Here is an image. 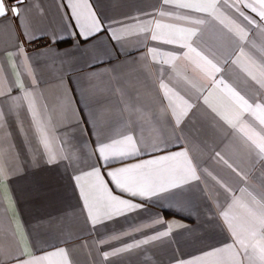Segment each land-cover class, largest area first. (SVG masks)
Returning <instances> with one entry per match:
<instances>
[{
  "label": "crops",
  "instance_id": "crops-1",
  "mask_svg": "<svg viewBox=\"0 0 264 264\" xmlns=\"http://www.w3.org/2000/svg\"><path fill=\"white\" fill-rule=\"evenodd\" d=\"M86 2L88 8L85 0H24L19 16L10 12L0 18V90L11 87L9 95L20 98L10 114L8 103L0 104L6 113L0 120V264L36 257H45L42 264H178L196 257L199 264H259L248 259L251 248L246 255L238 245L227 247L233 238L220 212L228 210L233 223L246 226L248 213L240 205L251 207L252 197L260 200L264 194V160L247 139L249 125L258 132L260 127L248 113L239 115L230 91L249 103L264 93L249 75L264 79L260 9L254 12L241 3V16L236 8L221 5L195 12L163 0ZM89 11L103 27L81 36L78 24L93 23ZM180 29L196 34L186 39ZM153 34L159 39L152 40ZM169 39L174 42L163 43ZM25 91L31 93L28 100ZM41 127L48 148L41 143ZM128 135L137 140L139 154L119 161L100 158L99 144ZM49 149L57 154V163H47ZM177 152L187 153L199 179L185 175L188 183L158 196L134 197L107 175ZM176 163L183 158L141 171L151 180L156 170ZM93 168L100 170L113 196L143 207L126 215L112 213L97 191V178L86 175ZM164 176L180 183L167 171ZM82 188L90 194L89 202L96 198V224ZM157 219L164 223L154 224ZM141 225L150 227L133 231ZM169 226L166 237L105 256L169 231ZM59 249L67 256L48 255ZM214 249L221 251L205 256Z\"/></svg>",
  "mask_w": 264,
  "mask_h": 264
},
{
  "label": "snow or ice",
  "instance_id": "snow-or-ice-1",
  "mask_svg": "<svg viewBox=\"0 0 264 264\" xmlns=\"http://www.w3.org/2000/svg\"><path fill=\"white\" fill-rule=\"evenodd\" d=\"M23 0H16V3H22ZM165 5L174 4L175 8H183V9H192L195 12H203L208 9L215 10L217 5L226 6L228 8H236L237 11H240L239 4L243 3L245 8H251L252 11H257V8L260 9L258 15L261 20H264V0H254V3H244V0H235L234 3H229V0H195V2H185V0H163ZM72 7V5H69ZM84 6L88 8L87 2L85 0ZM10 10L14 15L19 16L20 10L19 8L13 6L8 9L6 0H0V17L6 15L7 11ZM73 15L77 20H80V16L73 10ZM89 15L92 17L93 23L91 25L78 24V27L81 28L80 35L85 36L86 33L88 35L92 34V32H99L103 25L102 23L96 19L95 13L89 11ZM161 16L166 15V13L161 12ZM240 15L243 16L244 13L240 11ZM179 19H187V17H179ZM245 20H248L249 23H255L254 20H251L248 17H244ZM193 24H201L202 20H194L191 21ZM157 27L160 25L157 23ZM180 32H186L187 35L183 38L190 39L191 36L195 35V31L180 29ZM241 38L246 36V33H243V30H240ZM113 39H119V37L113 36ZM152 40H157L159 37L155 34L151 37ZM174 41L169 39L163 41V43L171 44ZM184 47L191 48L190 44H185ZM195 51V49H191ZM151 51V50H150ZM187 55V54H186ZM199 55V54H198ZM207 60L206 57H204ZM208 64H211V61H207ZM215 72H219L220 69L215 65H212ZM252 79L256 81L257 84L260 85L262 89H264V79L258 78L256 75L249 73ZM261 76L264 77V71L261 72ZM219 83H223L220 81ZM12 87H16L13 82ZM21 88L24 87L23 84L20 85ZM12 88H8L7 92L0 90V98H4L0 100V104L7 102L9 107L7 110V114H10L13 110L16 101L19 100V97H12L9 95ZM232 95L235 97L238 107L240 109L239 115L243 113H248L250 117L254 118V121H258V125L260 127V131H256V128L249 125L252 135L248 136L247 139L251 141L250 148L253 150L258 149L257 155L260 159L264 160V103L260 101H264V93H259V96L253 95L250 97L252 100L249 103L248 99H245L243 96H240L239 93H236L234 90H231ZM31 96V93L25 91L24 100H28ZM207 103V100H205ZM6 113L4 111H0V120L3 119ZM175 114V112H174ZM186 115V113H185ZM181 123L179 115L176 116V124L179 125ZM229 123H232L229 121ZM2 127V125H0ZM232 127H236V124H232ZM41 131V143L44 144L45 148L49 146V139L47 133H44L43 127L39 129ZM256 137V139H253ZM55 137H53V140ZM121 146H123L128 150H120ZM141 151V148L138 146L137 140L134 139L132 135L125 136L123 140H113L111 143H101L97 146L96 152L99 153V156L104 161L112 160H122L125 156L137 155ZM220 154L217 153V156ZM180 158H183V163H176L174 167L170 169H158L154 173V178L151 180H145V173L141 171V169L146 166H152L158 164V162L162 161H179ZM61 160L68 159V157L61 156ZM57 154L53 153L50 149L48 151V159L47 163H57ZM227 163V162H225ZM231 167V165H229ZM167 171L173 178H179L180 183L173 182V179H165L164 172ZM196 168L192 165L191 160L187 158L186 152H177L171 153L168 156H161L156 160H148L145 161L144 164H136L130 165L125 168H117L114 171H110L107 175L111 178V181L116 185L117 188L121 189V191L130 193L132 196H140L151 198L153 196H158L160 193L170 191L175 188L181 187L182 184L188 183V180L184 179L185 175L190 174L192 179H199L198 176L195 175ZM86 175H94L97 178V191L101 194L102 198L106 201V207L111 210L116 216L126 215L128 212L134 211L136 209H140L143 206L141 204L132 203L130 200H124L117 196H113L111 192L106 187L102 177L100 176V170L98 168H93V170ZM76 180L79 181L80 177H76ZM81 194L85 198V206L88 208V215L92 220L93 224L98 223V220L93 214V210L96 204V198L93 197L91 202H89L90 194L86 193L83 188ZM232 205H229V208H232ZM240 207H243L247 210L248 220L246 226H241L233 223L234 217L229 216V211L224 210L220 212V215L227 222L228 228L231 232L233 238V245H229L227 247L232 248L235 245H238L241 249L244 250L245 254H248V249L251 248L253 250V254L248 255V259L255 261L259 260V264H264V194L261 195L260 200H256L255 197H252V206L249 207L246 204H241ZM107 215V214H106ZM108 218H112L108 216ZM154 224H162L164 221L162 219H157L153 221ZM144 227H150V225H141L133 229V231H141ZM171 231V227L169 226V231L160 232L158 235H154L149 237L146 240L136 241L134 243L126 245V247L116 249L112 253H105V256L108 255H117L118 253L129 251L133 248H138L143 244H147L149 240H158L161 237H166L169 235ZM122 235H128V233H123ZM256 237H259V240H256ZM112 239H119L118 236H113ZM221 251L220 249H214L211 252L205 253V256H213L216 253ZM57 254L67 256V253L64 249H59L56 253H49V256H54ZM238 255V253L236 254ZM45 257H36L30 260L22 261V264H42ZM200 257L193 258L190 261H178V264H199ZM65 264H67V260H65ZM239 264V261L236 262Z\"/></svg>",
  "mask_w": 264,
  "mask_h": 264
},
{
  "label": "water",
  "instance_id": "water-1",
  "mask_svg": "<svg viewBox=\"0 0 264 264\" xmlns=\"http://www.w3.org/2000/svg\"><path fill=\"white\" fill-rule=\"evenodd\" d=\"M23 2H24V0H23ZM6 4H7L8 9H10V8L13 7V6L19 8V5H20L21 3L17 4V3H16V0H6ZM10 12H11V11L8 10L7 13H6V15H4V16H2V17H0V18H3V17H5V16H7Z\"/></svg>",
  "mask_w": 264,
  "mask_h": 264
}]
</instances>
